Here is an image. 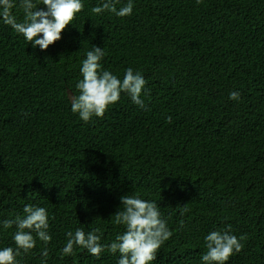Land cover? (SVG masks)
Wrapping results in <instances>:
<instances>
[{"label":"trees","instance_id":"trees-1","mask_svg":"<svg viewBox=\"0 0 264 264\" xmlns=\"http://www.w3.org/2000/svg\"><path fill=\"white\" fill-rule=\"evenodd\" d=\"M82 2L46 50L0 21V221L45 207L46 264H117L107 251L61 258L65 233L99 228L101 243L114 241L120 197L138 195L173 232L152 264H202L204 236L226 225L247 236L226 264H264V0H133L122 18ZM93 45L105 70L144 76V109L121 93L103 118L72 113ZM14 232L0 227V249L15 247ZM41 248L17 261L41 264Z\"/></svg>","mask_w":264,"mask_h":264},{"label":"clouds","instance_id":"clouds-1","mask_svg":"<svg viewBox=\"0 0 264 264\" xmlns=\"http://www.w3.org/2000/svg\"><path fill=\"white\" fill-rule=\"evenodd\" d=\"M202 0H196L199 5ZM120 0H101L97 6L91 7L94 15H102L106 11L117 17L130 16L133 12V0L117 8ZM40 5H43L41 8ZM19 7L23 12V20L18 21L13 9ZM85 5L82 0H0V21L10 26L17 34L24 37L33 48L37 46L46 50L50 45L61 39L62 31L75 19L77 13L83 11ZM102 47L92 46L81 61L80 73L82 79L76 83L78 94L71 95V111L79 118L88 122L93 117L103 118L110 105L116 104L121 93L127 94L132 103L145 108V101L141 99L142 91L147 84L139 71L131 67L124 71L119 78L102 67L104 58ZM240 92L229 93V99L238 101ZM166 121L171 123V117ZM187 208L181 207V214ZM114 223L122 226L115 240L101 243L99 228L85 232L83 228L65 233L66 243L61 248V258L75 255L76 251L86 250L91 256L99 259L105 251L119 254L117 264H152L156 260L161 247L173 235L167 221L160 212L157 201L146 200L138 195H122L119 210L114 213ZM4 230L15 227L12 240L15 247L0 249V264H19L17 257L32 251L37 241L41 242V264H46L48 247L52 237L49 233V213L45 207L25 204L23 215L0 221ZM180 227H183L181 222ZM204 253L201 255L202 264H226L229 258L240 253L244 247L246 235L237 237L232 234L231 225L224 229L214 230L204 236Z\"/></svg>","mask_w":264,"mask_h":264}]
</instances>
